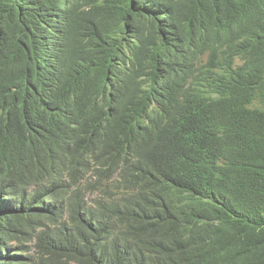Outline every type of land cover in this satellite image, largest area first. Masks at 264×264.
Segmentation results:
<instances>
[{"label": "trees", "instance_id": "16d2710c", "mask_svg": "<svg viewBox=\"0 0 264 264\" xmlns=\"http://www.w3.org/2000/svg\"><path fill=\"white\" fill-rule=\"evenodd\" d=\"M171 94L235 155L183 227ZM0 264H264V0H0Z\"/></svg>", "mask_w": 264, "mask_h": 264}, {"label": "clouds", "instance_id": "9594fccd", "mask_svg": "<svg viewBox=\"0 0 264 264\" xmlns=\"http://www.w3.org/2000/svg\"><path fill=\"white\" fill-rule=\"evenodd\" d=\"M154 72L163 81L171 80L174 74L162 59L154 65ZM164 98L169 103L161 101L162 98L154 101L148 113L149 119L165 115L167 105L171 104L168 113L173 116L176 132V143L168 157L173 162L177 178L170 188V196L162 195V217L175 226L183 227L186 222L199 216L200 204L207 199L204 192L192 188L193 182L212 181V174L227 175L233 168L235 155L225 141H222L218 131L189 133L180 121L181 114L175 107L173 94ZM184 241L194 242L196 239L184 238Z\"/></svg>", "mask_w": 264, "mask_h": 264}, {"label": "rangeland", "instance_id": "374dc122", "mask_svg": "<svg viewBox=\"0 0 264 264\" xmlns=\"http://www.w3.org/2000/svg\"><path fill=\"white\" fill-rule=\"evenodd\" d=\"M92 181H93V179L88 178L86 184H87V183H91ZM86 184H85V186L87 187ZM87 192L89 193V196H90V199H89L90 202H93L95 198L101 196V195L98 193V191L95 190V189H92V190H88V189H87Z\"/></svg>", "mask_w": 264, "mask_h": 264}]
</instances>
